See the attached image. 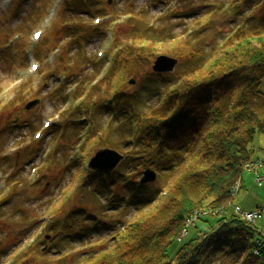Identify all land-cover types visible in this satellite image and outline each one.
<instances>
[{"label":"rangeland","instance_id":"obj_1","mask_svg":"<svg viewBox=\"0 0 264 264\" xmlns=\"http://www.w3.org/2000/svg\"><path fill=\"white\" fill-rule=\"evenodd\" d=\"M263 22L264 0H0V264H31L32 249L36 255L48 249L45 255L53 260L58 251L89 255L135 212L126 185L104 188L105 182L92 177L99 174L87 168L102 149L122 156L114 172L127 159V127L120 123L125 118H112L109 99L119 91L138 95L142 108L155 106L171 82L149 75H181L197 61L183 53L156 54L159 48L150 46L140 52L142 63L116 67L125 47H144L148 42L141 37L162 36L173 39L172 45L185 39L194 56L207 57L237 27L260 28ZM34 32H41L40 40H33ZM163 55L177 63L170 73H154V60ZM31 64L38 65L36 72ZM263 148L264 136H256L252 163L264 161ZM147 168L152 167H129L127 179L139 183ZM258 169L260 187L255 172L244 170L242 188L224 216L235 215L234 207L247 212L263 206L264 167ZM162 183L156 176L148 187L161 190ZM120 190L123 201L116 198ZM221 215L205 226L215 228ZM254 225L264 232V218ZM196 232L189 228L187 239ZM182 241L170 245V259Z\"/></svg>","mask_w":264,"mask_h":264},{"label":"trees","instance_id":"obj_2","mask_svg":"<svg viewBox=\"0 0 264 264\" xmlns=\"http://www.w3.org/2000/svg\"><path fill=\"white\" fill-rule=\"evenodd\" d=\"M141 38L147 45L125 47L127 53L118 58L116 67H129L144 58L140 52L150 46L152 51L159 48L156 54L173 52L174 57L182 58L179 55L183 53L189 59L196 57L197 63L181 75L176 73L173 76L177 75L176 80H168L171 75H149L156 82H171L155 106L142 108L138 95L119 91L109 99L112 118H125L120 123L127 127V138L123 141L128 147L127 159L111 175H91L96 182H105V186L100 183L104 188L116 185L122 190L126 185L134 199L135 212L114 228L104 246L96 247L89 255L82 250L81 259L71 252L58 251V257L53 260L45 255L48 249L40 255L32 249L27 252L32 260L27 261L31 264H264V232L258 231L255 223H245L237 214L224 216L225 207L233 198V186L238 183L242 186V172H255L257 178L258 167H264V161H251L254 138L264 136V26L237 27L207 57L201 53L194 56L191 44L185 39L172 45L173 39L162 40V36ZM117 80L121 82L122 78ZM142 166L152 167L157 179L163 181L161 190L127 179L131 176L126 173L129 167ZM121 190L118 193L121 199L119 195L116 197L119 201L124 198ZM219 215L215 228L205 226L209 218ZM189 228L198 232L187 239ZM62 230L63 227L54 236L58 237ZM182 230L187 231L186 236L178 240ZM174 241L183 243L170 259L168 250Z\"/></svg>","mask_w":264,"mask_h":264},{"label":"water","instance_id":"obj_3","mask_svg":"<svg viewBox=\"0 0 264 264\" xmlns=\"http://www.w3.org/2000/svg\"><path fill=\"white\" fill-rule=\"evenodd\" d=\"M177 60L168 56L157 57L151 67L152 71L157 74H165L173 71ZM38 101L30 102L26 105V109L35 105ZM122 160V156L111 149H102L95 153L89 160L87 168L96 174L109 175ZM156 174L151 169L142 172L139 180L140 185H148L155 182Z\"/></svg>","mask_w":264,"mask_h":264},{"label":"built area","instance_id":"obj_4","mask_svg":"<svg viewBox=\"0 0 264 264\" xmlns=\"http://www.w3.org/2000/svg\"><path fill=\"white\" fill-rule=\"evenodd\" d=\"M261 182H262V178L257 177L256 180H255V183L257 185H259ZM237 188H238V186L235 185L234 188H233V191H236ZM234 210H235V213L240 216L241 220L244 221L247 224H254L256 220L260 219L261 217L264 218V205H263V209L262 210H260V211L255 210V211H252V212H249V213L242 212L238 207H236ZM190 223H191L190 220L186 221V226H189ZM180 233L181 234L178 237V239H181L182 237H184L186 235V231L185 230H182ZM263 245H264V241H263ZM255 253L256 252H254V254Z\"/></svg>","mask_w":264,"mask_h":264},{"label":"bare ground","instance_id":"obj_5","mask_svg":"<svg viewBox=\"0 0 264 264\" xmlns=\"http://www.w3.org/2000/svg\"><path fill=\"white\" fill-rule=\"evenodd\" d=\"M40 40V39H39ZM257 209V211H260V210H262L263 209V206H261V207H258V208H256ZM249 212H251V211H247V212H244V213H249Z\"/></svg>","mask_w":264,"mask_h":264},{"label":"snow or ice","instance_id":"obj_6","mask_svg":"<svg viewBox=\"0 0 264 264\" xmlns=\"http://www.w3.org/2000/svg\"><path fill=\"white\" fill-rule=\"evenodd\" d=\"M37 37H39V33H37ZM35 68V66H33Z\"/></svg>","mask_w":264,"mask_h":264}]
</instances>
